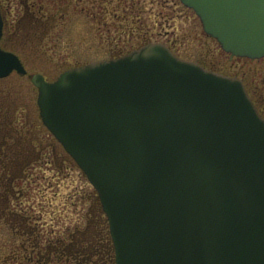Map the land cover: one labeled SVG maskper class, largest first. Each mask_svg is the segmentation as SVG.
<instances>
[{
    "label": "water",
    "instance_id": "1",
    "mask_svg": "<svg viewBox=\"0 0 264 264\" xmlns=\"http://www.w3.org/2000/svg\"><path fill=\"white\" fill-rule=\"evenodd\" d=\"M180 2L224 52L264 58V0ZM13 71L0 48V78ZM31 81L97 192L115 264H264V120L239 79L149 43Z\"/></svg>",
    "mask_w": 264,
    "mask_h": 264
},
{
    "label": "rangeland",
    "instance_id": "2",
    "mask_svg": "<svg viewBox=\"0 0 264 264\" xmlns=\"http://www.w3.org/2000/svg\"><path fill=\"white\" fill-rule=\"evenodd\" d=\"M104 3L109 12H104ZM110 3L96 0L94 8L90 3H80L71 6L67 14L61 13L60 17L58 14L64 22L57 21L55 27L48 29L49 39L43 45H31L19 52L27 70L25 76L13 73L0 80V101L8 104L7 109L16 110L15 118L7 117L5 121L22 129L24 138L36 139L45 146L42 161L31 163L26 169L28 178L15 184L23 190V196L11 207L29 216L30 225L38 227L42 248L54 250L61 243L64 255H52L46 264H83L66 253L84 249L87 243L92 246L96 232L102 238L105 216L97 214L98 199L86 176L40 122L37 91L31 76L41 74L51 82L67 69L109 58L112 51L124 54L148 42H160L185 60L212 64L224 73L245 75L249 71L255 75L256 83L264 78V60L231 59L215 39L203 32L194 12L179 0H112ZM9 5L15 14L22 13L18 2L10 1ZM88 11L94 18L88 16ZM18 228V224L0 217L1 251L11 249L12 242L14 250H24ZM28 245L25 244L27 251ZM104 249L105 245L101 251ZM14 264L27 262L20 255Z\"/></svg>",
    "mask_w": 264,
    "mask_h": 264
},
{
    "label": "flooded vegetation",
    "instance_id": "3",
    "mask_svg": "<svg viewBox=\"0 0 264 264\" xmlns=\"http://www.w3.org/2000/svg\"><path fill=\"white\" fill-rule=\"evenodd\" d=\"M10 1L19 3L20 7H22L21 14H15L13 12L14 9H12L9 5ZM111 1L112 0H106V4H111ZM80 3H90L92 5L91 7L94 8L96 0H0V16L2 19L0 47L3 50L15 53L25 66L24 59L19 52L25 50L31 45H43L44 42L49 39L48 29L55 27L57 25V21L62 23L64 22L60 20L61 18L59 19L57 17L58 14L59 17L61 13L65 15L67 14L66 11L71 6H78ZM52 6L55 8L53 9ZM102 6L104 12H106L108 8L105 3ZM52 9L55 10V13H53ZM107 11L109 12V10ZM88 16L94 18L93 14L89 13V11ZM166 46L169 47L168 45ZM122 55L123 54L120 52L112 51L110 57L107 59L118 58ZM229 57L231 59L241 58L234 56L232 57L230 54ZM241 59L257 62L264 60V58L260 60L249 58ZM197 64L208 71L239 79L242 82L244 89L246 90L248 97L252 101L258 114L264 120V78L256 83V80L254 79L255 75L249 71L246 73L249 74V76L246 74L244 75L243 73H224L212 64H206L203 62ZM12 74L8 75L7 77L0 78V80L8 78ZM17 76L22 77L25 75L17 74ZM7 106L8 104H6L4 101H0V217L9 220V222L18 224V233H20V238L24 240V245L22 246L24 250L21 252L14 250V243L12 242V246H10L11 249L7 251L0 250V264H14L15 259L19 258L20 255L26 260L27 264H46L48 260L51 259L52 255H55L56 257L64 255L61 243L59 245L60 247H55L54 250H48L47 246H43L42 248L41 235L37 232L38 227L30 225L31 218L29 216H24V214L15 212L13 210V206L11 207V204L15 200H21V197L23 196V190L16 188L15 184L20 180H25L28 178L26 169L30 167L31 163L42 161L41 154L45 149V146L43 143H41V141H37L36 139L31 140V138H28V136L24 138V133L20 132L23 131L22 129H17L15 126H10L9 123L5 121L7 117L8 120L12 119V117L15 118L14 113H16L15 108L13 110L7 109ZM38 117L41 122L39 110ZM26 126L27 125H25V128ZM36 141L38 142V145L34 144ZM92 201H94V198ZM101 212L99 214L102 216ZM25 244H29V251H27ZM91 244L92 246L90 243H87V247L84 249L80 247V249L78 248L75 251H68L66 255L72 257L74 260L83 261V264H111L112 259L110 254H108L107 251H95L93 245L94 243L92 242Z\"/></svg>",
    "mask_w": 264,
    "mask_h": 264
},
{
    "label": "trees",
    "instance_id": "4",
    "mask_svg": "<svg viewBox=\"0 0 264 264\" xmlns=\"http://www.w3.org/2000/svg\"><path fill=\"white\" fill-rule=\"evenodd\" d=\"M95 207H96V210H97V214H99L101 212V206H100V203H99L98 200H97V204H96ZM102 216H103V213H102ZM99 217H100V214H99ZM104 224H105V228L103 229L104 233L101 235L102 238H99L98 233L96 232L97 236L94 238V236H95L94 235L92 241L94 243L93 245H94L95 251L103 249L104 245H105L106 249H104L102 251H107L108 254H110L111 259H112L113 254H114L113 253L112 242H111V239H110V236H109V233H108V227L106 225V221L104 222Z\"/></svg>",
    "mask_w": 264,
    "mask_h": 264
}]
</instances>
